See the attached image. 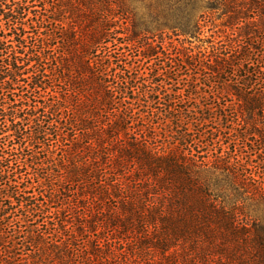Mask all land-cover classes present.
<instances>
[{
	"label": "trees",
	"instance_id": "obj_1",
	"mask_svg": "<svg viewBox=\"0 0 264 264\" xmlns=\"http://www.w3.org/2000/svg\"><path fill=\"white\" fill-rule=\"evenodd\" d=\"M0 264H264V0H0Z\"/></svg>",
	"mask_w": 264,
	"mask_h": 264
},
{
	"label": "rangeland",
	"instance_id": "obj_2",
	"mask_svg": "<svg viewBox=\"0 0 264 264\" xmlns=\"http://www.w3.org/2000/svg\"><path fill=\"white\" fill-rule=\"evenodd\" d=\"M166 35H167V33H166ZM168 35H171V36H173L172 34H168ZM209 36H210V33H208V31H206L205 30V32H204V34H203V36L201 37L202 39H204V41H208V39H209ZM168 38H169V36H167ZM171 39H176L177 40V38H174V37H170ZM217 40L216 41H219V40H225L226 38L224 37V36H221V37H215ZM175 40V41H176ZM180 40H181V38H180ZM166 42H168V39L166 40ZM207 46L209 45L208 43H205Z\"/></svg>",
	"mask_w": 264,
	"mask_h": 264
}]
</instances>
